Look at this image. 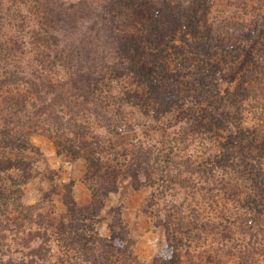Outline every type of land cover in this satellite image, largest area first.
Returning <instances> with one entry per match:
<instances>
[{
    "label": "rangeland",
    "instance_id": "374dc122",
    "mask_svg": "<svg viewBox=\"0 0 264 264\" xmlns=\"http://www.w3.org/2000/svg\"><path fill=\"white\" fill-rule=\"evenodd\" d=\"M53 1L74 4L81 0ZM7 2L16 16H23L25 0ZM91 2L96 10L121 9L120 0ZM261 16L264 0H215L203 19L214 29L220 20L250 22ZM111 18L108 16L107 21ZM125 19L127 16L115 18L120 25L111 32L117 38L134 32ZM4 31L9 35L19 32L9 27ZM183 34H177L175 43L192 39V32ZM250 36L249 41L223 55L214 53L209 59L194 55L189 62L175 67L166 79L169 93L179 98L171 108L156 103L141 79L134 80L132 57L123 58L114 51L94 52V67L86 69L91 85L84 89L78 86L83 89L82 104L73 111V118L86 127L84 132L63 134L65 139L59 138L63 141L59 145V131L50 133L43 116L41 131L18 140V146L0 143V159L10 161L9 169L0 172V264L9 258L14 264L30 258L34 252L25 246H40L44 230L62 223L69 234L86 229L113 244L115 264H121L117 251L133 253L141 264H156L163 251L179 256L183 264H246L245 257L249 264H264V191H257V202H252L253 175L249 173L256 174L259 167L264 168V159L255 153L246 168L243 164L229 173L209 165L207 157L195 158L197 162L186 167L189 160L185 144L175 141L188 113L211 104L195 103V88L201 86L203 71L215 69L210 72L207 88L214 89L218 84L224 96L243 78L247 48L252 47L255 56L264 61V23ZM26 41L33 60L36 43L30 38ZM46 54L52 52L48 50ZM37 64L32 62L33 67ZM201 65L207 69L202 71ZM57 71L64 74L61 68ZM215 97L211 95L213 100ZM96 104L98 111L90 112L88 108L94 109ZM105 115L114 125H102ZM4 117L10 124L16 120L12 113L4 111L1 116L0 112V140L1 130L7 126ZM257 118L249 106L245 107L239 125L249 128ZM10 126L23 129L17 122ZM211 141L207 138L204 143L215 152L217 143ZM189 147L191 153L203 154L202 143H190ZM193 170L198 171L190 173ZM179 171L182 178H192L191 184L197 183L198 189L191 191L176 184L173 177ZM191 203L196 212H190ZM30 212L35 221L24 224V215ZM60 249L54 246L51 264H72L75 259L66 257Z\"/></svg>",
    "mask_w": 264,
    "mask_h": 264
},
{
    "label": "trees",
    "instance_id": "16d2710c",
    "mask_svg": "<svg viewBox=\"0 0 264 264\" xmlns=\"http://www.w3.org/2000/svg\"><path fill=\"white\" fill-rule=\"evenodd\" d=\"M214 1L120 0L121 9L114 11L111 8L108 12L101 8L96 10L91 0H81L74 4L53 0L52 3L48 0H25L23 7L27 8L23 10V16H16L7 0H0V112L1 116L4 111L12 113L16 120L12 119L11 124L17 122L23 128L17 130L15 126L11 127L9 118L4 117L7 126L1 130L0 143L7 147L18 146V140L23 138L24 141L32 133L41 131L43 116L49 123L50 133L54 129L59 131V145L65 139L63 134L84 132L86 127L73 118V111L81 107V91L86 85H91V77L86 69L94 67L93 53L97 51L106 54L114 51L123 55V58L132 57L134 80L141 79L149 97L163 108L173 107L179 98L169 93L166 79L175 67L189 62L194 55L209 59L214 53L223 55L230 48L237 49L238 44L249 41L250 35L264 23V16L250 22L233 18L220 20L212 29L207 22L204 23L203 18ZM108 16H112L110 21H107ZM116 16H127L125 20L134 28L132 36L117 38L111 32L120 25L115 20ZM6 27L19 30L18 33L23 37L18 33L9 35L4 31ZM185 31L193 33L192 39L187 42L181 39L180 43H175L177 34ZM28 38L36 43L34 61L30 60V52L27 50ZM48 50L52 52L49 56L46 54ZM246 51L248 59L243 60V78L232 90L227 89L224 96L218 84L214 89L207 88L212 78L210 72L215 69L209 72L205 65L200 66L202 71L207 69V72H202L201 86L195 88V103L208 101L211 104L203 110L188 113L176 133V143H184L188 153L189 162L185 164L186 167L196 159L207 157L209 165L224 173L243 164V168H246L255 153L257 158L264 159V61L255 56L252 47ZM140 58L145 61L140 62ZM26 60L28 64L23 65ZM32 62H37V66L33 67ZM58 68L64 71L63 75L59 74ZM137 85H140L139 82ZM23 86L26 87L24 91ZM212 94L216 95L214 100ZM248 106L258 118L249 128L244 129L239 125V120L243 109ZM94 107L88 108L89 111H98L99 106L96 104ZM110 118L105 115L102 125H114ZM62 137L63 141L59 139ZM207 138L217 143L215 152L204 143ZM196 142L202 143L204 147L202 155L190 152V143ZM243 142L248 145L243 146ZM207 149L210 151L205 153ZM144 155L147 156L146 153ZM9 165V160L0 159V172L9 169ZM197 171L190 173L195 174ZM249 173L253 175L250 176L253 182L250 199L257 202V191H264V168L259 167L256 174ZM173 180L191 191L198 189L197 183L191 184L192 178H182L181 173L176 174ZM248 202L251 203V200ZM189 209L190 212H196L192 203ZM23 221L24 224L35 221L32 212L24 215ZM64 225L62 223L59 227L45 229L40 246H25L31 247L33 255L15 264H51L55 257V245L61 248L66 257L75 259L72 264H115L113 244L86 229L69 234ZM40 230L39 235H42ZM117 252L121 264H141L133 253ZM179 258L163 251L156 264H183ZM9 259L4 261L5 264H14L11 260L13 258ZM244 260L249 264L248 257Z\"/></svg>",
    "mask_w": 264,
    "mask_h": 264
}]
</instances>
